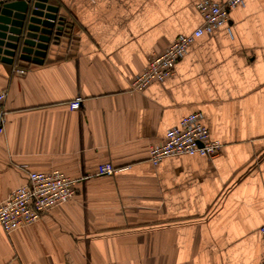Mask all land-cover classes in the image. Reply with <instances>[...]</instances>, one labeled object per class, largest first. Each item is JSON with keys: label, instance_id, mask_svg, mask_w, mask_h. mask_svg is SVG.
<instances>
[{"label": "crops", "instance_id": "crops-1", "mask_svg": "<svg viewBox=\"0 0 264 264\" xmlns=\"http://www.w3.org/2000/svg\"><path fill=\"white\" fill-rule=\"evenodd\" d=\"M48 1L59 44L41 65L16 61L23 76L0 62V202L28 171L81 179L40 221L0 227V264H264V0L231 8L142 92L132 77L200 26V0ZM196 112L218 154L152 165L148 147Z\"/></svg>", "mask_w": 264, "mask_h": 264}, {"label": "built area", "instance_id": "built-area-1", "mask_svg": "<svg viewBox=\"0 0 264 264\" xmlns=\"http://www.w3.org/2000/svg\"><path fill=\"white\" fill-rule=\"evenodd\" d=\"M13 0H0V4ZM242 0H226L216 3L211 0H200L196 10L201 18V24L189 34L178 35L162 52L149 58L144 70L131 79L129 90L142 92L152 82L170 78L175 72L178 61L183 57L187 48L200 36L212 31L228 21L231 8L241 4ZM12 64L11 74L23 76L26 69ZM6 92L0 91V136L4 130V104ZM81 105L79 98L68 104L70 110L78 109ZM220 143L210 138L209 132L202 124L200 113L184 116L179 124L165 132L161 143L148 147V160L152 165L162 159L174 156L200 155L208 159L214 158ZM113 168L109 163L103 164L98 170L99 175H110ZM81 178H70L59 170L49 172L28 171L26 182L14 190L0 202V227L5 233L28 227L58 205L74 199L75 185ZM259 232L264 238V225Z\"/></svg>", "mask_w": 264, "mask_h": 264}, {"label": "water", "instance_id": "water-1", "mask_svg": "<svg viewBox=\"0 0 264 264\" xmlns=\"http://www.w3.org/2000/svg\"><path fill=\"white\" fill-rule=\"evenodd\" d=\"M64 20L48 0L0 4V62L43 64L50 47L64 36Z\"/></svg>", "mask_w": 264, "mask_h": 264}]
</instances>
